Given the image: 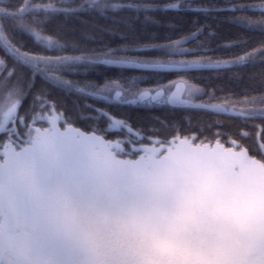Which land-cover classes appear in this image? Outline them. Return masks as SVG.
I'll return each mask as SVG.
<instances>
[{"label":"snow or ice","instance_id":"6c2138e0","mask_svg":"<svg viewBox=\"0 0 264 264\" xmlns=\"http://www.w3.org/2000/svg\"><path fill=\"white\" fill-rule=\"evenodd\" d=\"M168 10L206 19L227 11L223 19L258 34L259 46L226 60L201 55L211 51L203 42L184 46L212 27L198 18L194 30L160 43L127 35L161 25L149 13ZM85 15L111 22L100 30L124 42L48 34L54 23L77 33ZM81 40L97 46L85 50ZM67 50L79 54H46ZM0 53V264H264V72L239 97H218L212 76L147 87L143 75L68 78L107 65L220 79L257 57L264 64V0H0ZM61 96L74 97L71 107ZM155 105L224 120L205 136L169 117L132 114ZM248 127L259 129L255 139Z\"/></svg>","mask_w":264,"mask_h":264},{"label":"trees","instance_id":"16d2710c","mask_svg":"<svg viewBox=\"0 0 264 264\" xmlns=\"http://www.w3.org/2000/svg\"><path fill=\"white\" fill-rule=\"evenodd\" d=\"M135 15V13H121V15ZM111 15V13H110ZM153 15L158 20H162L161 25H148V30L139 31L137 33H128L129 38L138 37L141 42H150V43H160L164 42L166 39H176L178 36L186 34L187 32L194 30L192 28V21L194 18H198L200 24H210L211 28H205L203 31V37H201L200 42H203L204 46L211 49L206 53L201 55L210 56L213 59H229L232 55H240L241 50L249 51L251 49L257 48L260 43V37L256 33L244 32L241 29H237L233 24L228 23L223 19V17L228 16L227 12L211 14L207 19L202 13L189 12V11H173L168 10L167 12H156L149 13ZM220 17V20L213 19L212 17ZM87 20L86 25H77L79 31L77 33H70L63 31L58 28L57 24L49 26L48 34L57 36V38L64 40L65 42L72 43L76 41L81 33L85 32H94L97 37L103 38L106 42H109V46H116L117 44L123 43L119 36L112 35L111 33H104L100 30V26L107 25L109 29L114 28L115 26L111 22H106L103 19H98L95 17H88L85 15L83 17ZM174 25L175 27H169L168 22ZM94 25L96 27H94ZM199 25H197L198 27ZM138 27L140 25L138 24ZM155 33L156 39H153V34ZM17 40L23 41L25 43H31L30 38L27 35H21L16 37ZM246 41V42H245ZM85 50H90L97 45L90 40H81ZM229 45H235L229 47ZM2 54V53H0ZM51 55L56 54H68V55H78V51L67 50L65 53L51 52L46 53ZM261 57L256 58L255 64L249 63L246 67L240 66L239 68H231L227 72L221 73L220 79H215L217 73L209 71H198L190 73H153V72H143L136 69L130 68H117L107 65H100L95 68V70H90L87 74L81 75H69V79L74 80H97L102 82V77L104 76H115L117 73H123L125 75H143L148 83L142 86L147 87L156 83L167 84L169 81H172L179 76L186 77H209L212 76L213 83L217 86L218 89H223V91H217L216 95L218 97L224 96L225 93H233L234 96H243L247 91L249 95L252 94V89L259 87L260 84V74L264 72V64H261ZM196 83H201L199 79L194 81ZM211 87V85H209ZM61 100L66 103L69 107L72 105V100L74 97L65 98L60 97ZM206 99V98H205ZM31 102L29 98L28 103ZM132 114L134 116L147 117L150 115H157L161 118L169 117L173 119L174 122H182L184 127L192 125L191 131H197L203 128V135L209 136L217 131V128L211 126L215 120H224V117H217L215 115L209 114V112L194 109V108H174L170 106H161L155 105L151 112L145 109L143 106L136 107L133 106ZM227 123V122H225ZM261 121H251L250 125H259ZM223 132H232L235 129L224 127L220 129ZM252 134V138L255 139L259 129L257 127H248L245 129ZM235 138V137H233ZM214 139V137H213ZM223 140H227L228 137H222ZM252 141H245V143H251Z\"/></svg>","mask_w":264,"mask_h":264},{"label":"flooded vegetation","instance_id":"af4514ba","mask_svg":"<svg viewBox=\"0 0 264 264\" xmlns=\"http://www.w3.org/2000/svg\"><path fill=\"white\" fill-rule=\"evenodd\" d=\"M146 2L163 4V3L175 2V0H146ZM202 2H204V0H194V3H202ZM213 2L218 3V4H224L226 3V0H213ZM173 11H177V10H173ZM189 12H193V11H189ZM202 14L205 15L204 13ZM212 14H215V13H212ZM227 14L228 16L232 15V13H229V12H227ZM202 35H199L196 41H192L184 46L189 47V48L194 47L197 42H200L201 37H203Z\"/></svg>","mask_w":264,"mask_h":264},{"label":"water","instance_id":"95a60500","mask_svg":"<svg viewBox=\"0 0 264 264\" xmlns=\"http://www.w3.org/2000/svg\"><path fill=\"white\" fill-rule=\"evenodd\" d=\"M173 72H175V71H173ZM170 106H172V105H170ZM173 107H187V106L177 105V106H173Z\"/></svg>","mask_w":264,"mask_h":264},{"label":"rangeland","instance_id":"374dc122","mask_svg":"<svg viewBox=\"0 0 264 264\" xmlns=\"http://www.w3.org/2000/svg\"><path fill=\"white\" fill-rule=\"evenodd\" d=\"M49 55H51V54H49Z\"/></svg>","mask_w":264,"mask_h":264}]
</instances>
